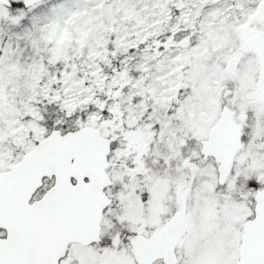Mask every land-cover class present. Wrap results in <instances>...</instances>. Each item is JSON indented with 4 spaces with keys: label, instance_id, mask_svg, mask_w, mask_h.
I'll return each instance as SVG.
<instances>
[{
    "label": "snow or ice",
    "instance_id": "snow-or-ice-1",
    "mask_svg": "<svg viewBox=\"0 0 264 264\" xmlns=\"http://www.w3.org/2000/svg\"><path fill=\"white\" fill-rule=\"evenodd\" d=\"M0 264H264V0H0Z\"/></svg>",
    "mask_w": 264,
    "mask_h": 264
}]
</instances>
